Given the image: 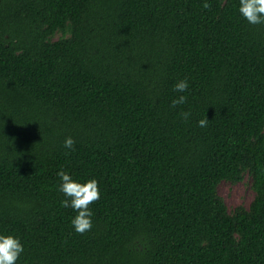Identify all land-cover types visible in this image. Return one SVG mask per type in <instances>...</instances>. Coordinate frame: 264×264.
I'll return each mask as SVG.
<instances>
[{"label":"trees","instance_id":"obj_1","mask_svg":"<svg viewBox=\"0 0 264 264\" xmlns=\"http://www.w3.org/2000/svg\"><path fill=\"white\" fill-rule=\"evenodd\" d=\"M238 8L0 0V234L23 244L16 264H264V24ZM61 169L98 182L84 234ZM244 172L255 197L230 214L217 187Z\"/></svg>","mask_w":264,"mask_h":264},{"label":"clouds","instance_id":"obj_2","mask_svg":"<svg viewBox=\"0 0 264 264\" xmlns=\"http://www.w3.org/2000/svg\"><path fill=\"white\" fill-rule=\"evenodd\" d=\"M203 7L207 8L205 2ZM238 11L240 15L251 25L264 24V0H239ZM189 83L187 80H180L173 86L175 92L184 93L187 91ZM187 97L179 96L172 101V107L184 104ZM187 119L189 113H182ZM209 120L207 118L198 121L200 127H206ZM74 140L67 137L64 141L66 149H72ZM59 178L58 190L64 195L65 199L61 204L65 208H71L76 215L71 218L70 224L74 231L84 234L92 228L93 212L89 207L100 198L98 182L95 179H89L84 183L76 181L72 176L61 169L57 172ZM24 252V246L18 237L13 235L0 234V264H16L21 254Z\"/></svg>","mask_w":264,"mask_h":264},{"label":"rangeland","instance_id":"obj_3","mask_svg":"<svg viewBox=\"0 0 264 264\" xmlns=\"http://www.w3.org/2000/svg\"><path fill=\"white\" fill-rule=\"evenodd\" d=\"M60 36L58 34L55 39H59ZM217 194L222 199L228 213L231 214L238 208L247 209L255 197L251 175L248 172H244L240 182L220 183L217 187Z\"/></svg>","mask_w":264,"mask_h":264}]
</instances>
